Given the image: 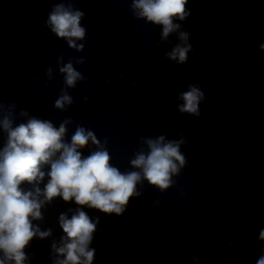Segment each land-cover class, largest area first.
Masks as SVG:
<instances>
[{"label":"clouds","instance_id":"1","mask_svg":"<svg viewBox=\"0 0 264 264\" xmlns=\"http://www.w3.org/2000/svg\"><path fill=\"white\" fill-rule=\"evenodd\" d=\"M188 3L189 0H131V10L137 19L161 27L158 43L168 42L176 34L179 42L164 55L178 65L187 63L188 54L194 51L190 33L177 22L191 15ZM84 17L83 11L73 7L72 0H59L44 26L58 39L65 40L70 49L83 52L84 44L77 42L87 35L81 25ZM258 47L264 51V42L258 43ZM74 63L83 65L85 59L73 62L70 58L67 63L63 56L57 59L59 73L64 77V88L54 103V108L60 111H66L74 102L68 89H74L85 79ZM53 71L51 67L46 71L49 81L53 79ZM205 99L198 84H188L187 90L177 95L180 101L177 111L200 117V105ZM15 109V104L5 106L0 101V133L6 134L0 146V264H29L26 249L33 239L44 240L53 234L51 228L42 230L34 222L44 220L43 209L56 198L65 203L74 201L77 207L58 217L63 235L51 243L52 264H94L96 249L91 245L100 220L90 217L84 209L123 215L130 200L142 195L145 181L165 192L176 184L174 177L188 164L181 150L187 143L183 133L179 139H168L164 134L141 137L144 147L129 160L131 170L121 171L111 162L107 141L102 143L94 131L77 124L68 142L71 118H65L57 127L51 120L21 109L19 116L26 119L16 123ZM90 146L85 156L82 150ZM257 239L264 242V228L259 230ZM255 264H264V246Z\"/></svg>","mask_w":264,"mask_h":264}]
</instances>
